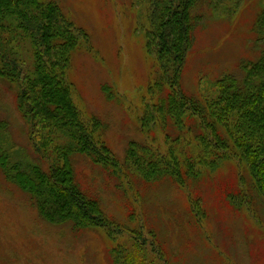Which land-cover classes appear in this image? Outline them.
Returning a JSON list of instances; mask_svg holds the SVG:
<instances>
[{
	"label": "rangeland",
	"instance_id": "374dc122",
	"mask_svg": "<svg viewBox=\"0 0 264 264\" xmlns=\"http://www.w3.org/2000/svg\"><path fill=\"white\" fill-rule=\"evenodd\" d=\"M57 1L92 40V50H79L73 58L79 107L105 123L104 136L122 159L132 140L169 151L171 139L157 129L148 134L139 122L154 66L144 45V6L138 0ZM239 1L233 13L214 9L208 0L198 4L201 18L182 75L190 96L215 95L225 73H240L243 62L261 54L256 25L264 0ZM104 86L119 98L109 99ZM1 120L8 125L0 142L16 158L38 160L15 87L2 80ZM76 167L82 185L117 225L107 230L52 224L0 168V264H264V200L247 171L240 180L233 160L204 169L185 184L166 173L149 181L132 175L123 182L82 156ZM246 193L252 204L247 196L243 205L234 203ZM200 209L206 214L202 219Z\"/></svg>",
	"mask_w": 264,
	"mask_h": 264
},
{
	"label": "trees",
	"instance_id": "16d2710c",
	"mask_svg": "<svg viewBox=\"0 0 264 264\" xmlns=\"http://www.w3.org/2000/svg\"><path fill=\"white\" fill-rule=\"evenodd\" d=\"M200 1L138 0L145 8V51L154 65L140 126L148 134L157 129L173 145L183 141L165 152L161 144L152 147L132 140L122 159L104 136L105 123L85 114L76 100L73 58L79 50H92L89 32L57 0H0V80L15 87L39 155L38 160L16 158L0 142V168L31 196L45 220L72 223L76 229L117 225L99 198L82 185L76 167L80 156L123 182L132 175L149 181L166 173L181 184L233 160L240 180L247 171L264 200V48L259 57L241 64L240 73H225L215 95L190 96L182 75L201 18L195 13ZM227 1L208 3L235 12L240 1L233 6ZM256 33L264 46V4ZM103 89L109 99L119 98L114 88ZM7 125L1 120L0 131ZM245 196L234 203L243 205ZM247 201L252 204L249 194ZM196 212L201 219L206 216L201 209Z\"/></svg>",
	"mask_w": 264,
	"mask_h": 264
}]
</instances>
